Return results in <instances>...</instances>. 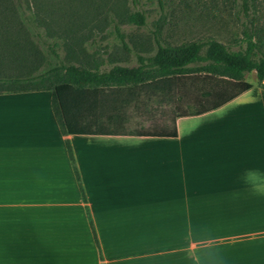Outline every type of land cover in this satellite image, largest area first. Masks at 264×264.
I'll return each mask as SVG.
<instances>
[{
    "label": "crops",
    "instance_id": "crops-1",
    "mask_svg": "<svg viewBox=\"0 0 264 264\" xmlns=\"http://www.w3.org/2000/svg\"><path fill=\"white\" fill-rule=\"evenodd\" d=\"M175 128L65 137L51 92L0 94V264H264L259 82Z\"/></svg>",
    "mask_w": 264,
    "mask_h": 264
},
{
    "label": "trees",
    "instance_id": "trees-1",
    "mask_svg": "<svg viewBox=\"0 0 264 264\" xmlns=\"http://www.w3.org/2000/svg\"><path fill=\"white\" fill-rule=\"evenodd\" d=\"M158 2L164 9L166 1ZM261 2L234 0L238 6L236 20L245 22L242 39L233 40L237 49L213 39L172 46L155 33L154 54L137 55L134 67L119 63L106 68L98 62H71L70 55L63 58L60 51L66 42L47 36L33 14H28L23 0H16L17 12L32 37V44L29 48L1 46L0 62L6 56L10 61L29 64V70L14 77L2 76L0 71V94L51 92L52 110L65 137L175 138L176 118L202 115L236 99L252 89L247 75L256 73L264 90V26H257L258 13L264 16ZM130 4L132 11L126 22L146 26L142 0H130ZM115 16L111 17L110 26L120 36L124 50L130 52ZM0 37L7 39L5 35ZM152 105L171 109L172 128L166 123L157 125ZM144 115L149 117L144 121L151 122L147 129L138 119ZM67 148L73 161L69 141Z\"/></svg>",
    "mask_w": 264,
    "mask_h": 264
},
{
    "label": "rangeland",
    "instance_id": "rangeland-1",
    "mask_svg": "<svg viewBox=\"0 0 264 264\" xmlns=\"http://www.w3.org/2000/svg\"><path fill=\"white\" fill-rule=\"evenodd\" d=\"M160 8L158 0H142L141 10L146 11V26L129 25L126 16L132 11L130 0H23L28 14H33L42 31L52 40L65 41L60 51L71 62L93 64L98 62L109 68L114 64L137 66V55H152L156 51L155 33L162 42L182 46L202 40H216L230 44L241 40L245 22L236 20L238 6L234 0H165ZM264 7V0L261 2ZM116 15V16H115ZM120 23L124 42L130 52L124 50L120 36L110 26L111 17ZM257 26H264L263 13H258ZM49 34V35H48ZM0 47L25 46L29 48L32 37L17 12L16 0H0ZM39 50L42 48L37 45ZM15 52H21L16 50ZM94 57V58H92ZM29 58V61H32ZM29 64L8 59L0 62L2 76H17L29 69ZM246 81L256 85V73L246 76ZM3 94V93H1ZM49 94V93H48ZM41 106H44L42 104ZM155 122L172 128L174 116L170 108L152 105ZM145 116V115H144ZM143 116V117H144ZM139 122H143L142 118ZM145 120V119H144Z\"/></svg>",
    "mask_w": 264,
    "mask_h": 264
},
{
    "label": "clouds",
    "instance_id": "clouds-1",
    "mask_svg": "<svg viewBox=\"0 0 264 264\" xmlns=\"http://www.w3.org/2000/svg\"><path fill=\"white\" fill-rule=\"evenodd\" d=\"M250 183H252L256 186L264 185V177H258L254 180H250Z\"/></svg>",
    "mask_w": 264,
    "mask_h": 264
}]
</instances>
